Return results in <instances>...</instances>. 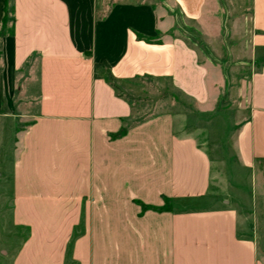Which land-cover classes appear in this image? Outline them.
Masks as SVG:
<instances>
[{
	"label": "crops",
	"instance_id": "obj_1",
	"mask_svg": "<svg viewBox=\"0 0 264 264\" xmlns=\"http://www.w3.org/2000/svg\"><path fill=\"white\" fill-rule=\"evenodd\" d=\"M12 7L9 35L0 0V109L12 71L25 77L22 102L33 94L36 104L11 171L12 222L26 236L0 264H264L246 216L210 196V159L194 137L179 133L170 113L134 118L143 81L167 82L201 105L214 98L207 78L218 67L182 30L222 56L220 41H231L235 54L247 41L261 65L243 76L247 114L235 149L263 182L264 0H11ZM7 107L12 113L11 98ZM206 198L207 208L189 205Z\"/></svg>",
	"mask_w": 264,
	"mask_h": 264
},
{
	"label": "rangeland",
	"instance_id": "obj_2",
	"mask_svg": "<svg viewBox=\"0 0 264 264\" xmlns=\"http://www.w3.org/2000/svg\"><path fill=\"white\" fill-rule=\"evenodd\" d=\"M8 2L10 6L11 0ZM181 34L187 36L188 42L194 44L204 57L217 65L218 70L213 71L210 68L207 78L210 94H215L214 98L211 97L208 103L201 105L172 88L167 82L143 81L134 93L138 96L134 99V118L140 119L159 113L172 114L178 132L193 136L210 159L214 179L210 196L219 195L233 204L241 215L246 216L250 235L257 236L260 244H264V181L259 183L258 175L255 177L241 165L235 149L237 131L247 114L249 79L243 76H250L260 68L259 59L262 53L259 50L255 52L245 41L242 51L235 54L229 48L231 41H220V49H224V54L227 56L228 48L231 52L230 60H227L224 54L222 56L215 51L209 41H206L205 46L186 31L182 30ZM0 59H3L1 52ZM24 84L23 73L12 71L5 77L1 88L0 111L5 113L0 115L1 262L8 252L18 248L26 236L25 229L12 222L11 176L20 150L22 132L31 121L28 115L35 112V95L32 94L31 102H22L25 98ZM10 98L12 113L8 112L7 107ZM210 203V199L206 198L191 201L189 205L207 208Z\"/></svg>",
	"mask_w": 264,
	"mask_h": 264
},
{
	"label": "trees",
	"instance_id": "obj_3",
	"mask_svg": "<svg viewBox=\"0 0 264 264\" xmlns=\"http://www.w3.org/2000/svg\"><path fill=\"white\" fill-rule=\"evenodd\" d=\"M5 1H6V10H5V16H4L2 25H1V29L2 31L7 29L9 35H12L13 34V24H14L13 7H12V10L11 9L9 10V6H8L9 2L8 0H5ZM107 80L111 86H114L113 84L114 79L111 75L107 76ZM131 98L132 97H130V99Z\"/></svg>",
	"mask_w": 264,
	"mask_h": 264
}]
</instances>
